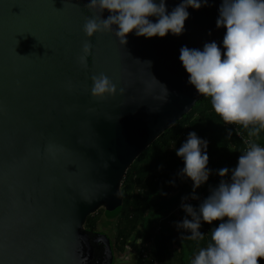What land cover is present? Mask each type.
Segmentation results:
<instances>
[{"label": "water", "instance_id": "water-1", "mask_svg": "<svg viewBox=\"0 0 264 264\" xmlns=\"http://www.w3.org/2000/svg\"><path fill=\"white\" fill-rule=\"evenodd\" d=\"M88 2L0 0V264H112L108 239L86 218L121 205L127 168L201 98L181 47L214 41L226 51L223 0L188 7L178 37L133 32L127 45L114 31L85 35ZM183 2L166 0L167 11ZM101 73L115 95L92 96Z\"/></svg>", "mask_w": 264, "mask_h": 264}, {"label": "clouds", "instance_id": "clouds-1", "mask_svg": "<svg viewBox=\"0 0 264 264\" xmlns=\"http://www.w3.org/2000/svg\"><path fill=\"white\" fill-rule=\"evenodd\" d=\"M207 3L184 0L169 13L166 0H89L85 7L94 15L85 19L83 31L89 38L114 31L122 45H127V37L133 32L138 37L164 38L169 33L178 37L185 31L187 8L199 10ZM105 10L110 13L106 19L102 17ZM216 25L226 28V51L214 41L206 43L203 50L180 49L188 83L198 94L211 97L215 112L226 124L245 129L252 126L249 135L257 136L264 130V0H223ZM92 48L90 39L83 43L78 61L84 67ZM91 79L93 97L116 94L117 86L107 75L101 73ZM207 148L206 140L190 132L176 151L185 163L182 175L193 181L194 192L209 178ZM228 173L227 168L219 170L221 177ZM231 173V182L222 179L198 212L182 204L192 220L185 218L177 227L189 230L190 239H203L201 220L208 224L220 221L210 232L212 243L199 251L192 264H259L264 259V147L248 143Z\"/></svg>", "mask_w": 264, "mask_h": 264}, {"label": "trees", "instance_id": "trees-1", "mask_svg": "<svg viewBox=\"0 0 264 264\" xmlns=\"http://www.w3.org/2000/svg\"><path fill=\"white\" fill-rule=\"evenodd\" d=\"M251 128L226 124L215 112L211 97L202 95L127 168L120 185L121 205L113 209L100 207L86 218L84 228L106 236L112 264L121 261L131 247L137 252L139 264H152L153 260L159 264H192L199 251L212 243L210 232L220 221L208 224L201 220L203 239H190L191 232L178 228L177 224L192 217L183 208L177 212L174 209L201 193L207 199L211 195L206 193L207 187L217 186L231 176L248 143L264 147V130L250 136ZM190 132L208 142L209 178L195 192L193 181L182 175L184 160L176 154ZM223 168L229 169L225 177L219 175ZM189 205L197 211L194 205ZM150 240L153 243L148 258L143 260L140 246ZM259 264H264V259Z\"/></svg>", "mask_w": 264, "mask_h": 264}, {"label": "built area", "instance_id": "built-area-1", "mask_svg": "<svg viewBox=\"0 0 264 264\" xmlns=\"http://www.w3.org/2000/svg\"><path fill=\"white\" fill-rule=\"evenodd\" d=\"M230 125V124H228ZM246 149H247V146H246ZM246 149L244 150V152L246 151ZM224 180H226L227 182H231V176L225 178ZM219 184L217 186H209L207 187L206 189V193H209L211 194V190L218 187ZM198 198H194V199H186V201L182 202L180 205H178L174 211L177 212L180 208H182V204H192L195 206V208L197 209V212L199 211V207L201 205V203L204 201V193H201L197 196ZM152 243H153V240H150L144 244H142L140 247H141V251H142V258L143 260H146L148 258V255H149V250H150V247L152 246ZM152 264H159L157 260H153L152 261Z\"/></svg>", "mask_w": 264, "mask_h": 264}, {"label": "flooded vegetation", "instance_id": "flooded-vegetation-1", "mask_svg": "<svg viewBox=\"0 0 264 264\" xmlns=\"http://www.w3.org/2000/svg\"><path fill=\"white\" fill-rule=\"evenodd\" d=\"M134 254L136 255L135 256L136 263L139 264L137 252L135 250H133L132 247L127 249L126 254L122 257L121 261L117 262V264H128L129 262H131V258H130L131 255L134 256ZM140 264H143V263H140Z\"/></svg>", "mask_w": 264, "mask_h": 264}, {"label": "rangeland", "instance_id": "rangeland-1", "mask_svg": "<svg viewBox=\"0 0 264 264\" xmlns=\"http://www.w3.org/2000/svg\"><path fill=\"white\" fill-rule=\"evenodd\" d=\"M100 228V227H99ZM107 234H108V232H107ZM109 235V234H108ZM135 254H134V256L133 255H131V262H129L128 264H135L136 263V260H135ZM135 261V262H134ZM137 264V263H136ZM143 264H146V263H143Z\"/></svg>", "mask_w": 264, "mask_h": 264}]
</instances>
